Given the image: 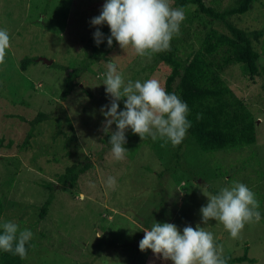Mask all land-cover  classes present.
Returning a JSON list of instances; mask_svg holds the SVG:
<instances>
[{
  "label": "rangeland",
  "instance_id": "374dc122",
  "mask_svg": "<svg viewBox=\"0 0 264 264\" xmlns=\"http://www.w3.org/2000/svg\"><path fill=\"white\" fill-rule=\"evenodd\" d=\"M234 1L203 3L220 11ZM105 2L0 0V29L10 36L5 63L0 64V226L14 221L20 229L33 232L30 241L35 248L31 247L22 264H171L151 250H139L144 233L129 217L147 228L152 219L172 223L181 232L185 226L200 224L213 233L216 245L223 246V257L241 256L245 248L252 264H264V215L259 223H247L232 238L219 221L202 224L200 214L207 204L205 195L210 193L207 188L218 193L233 181L246 184L255 193L258 210L264 212V35L251 40L257 68L253 76L237 59L236 51L224 45L212 56L216 72L255 120L252 145L203 153L187 136L178 145L160 138L136 145L138 140L127 129L124 147L129 153L117 161L111 146L105 145L110 137L102 131L100 109L112 99L103 85L104 62L113 58L125 83L154 78L163 86L169 70L151 57L136 55L131 46L122 49L115 42L103 59L76 78L73 91L60 98L67 72L91 55L97 27L104 39L110 35L107 24H90ZM170 4L183 7L186 17L170 42L179 60L186 61L198 51L208 30L226 33L220 24L198 15L197 5L181 6L172 0ZM230 21L245 33H264V0ZM24 57L34 62L21 69ZM124 102H118V112L124 110ZM37 113L46 117L30 126L28 122ZM115 130L113 124L110 131ZM85 161L90 166L74 188L54 180L65 167ZM109 176L115 178V187L107 186ZM79 194L85 196L83 201L77 198ZM49 196L46 212L40 217Z\"/></svg>",
  "mask_w": 264,
  "mask_h": 264
},
{
  "label": "clouds",
  "instance_id": "9594fccd",
  "mask_svg": "<svg viewBox=\"0 0 264 264\" xmlns=\"http://www.w3.org/2000/svg\"><path fill=\"white\" fill-rule=\"evenodd\" d=\"M184 8L171 7L170 0H106L100 14L91 19L93 27L107 24L110 36L107 45L115 40L123 49L131 46L140 57H150L154 53L170 50V42L178 35L180 24L185 20ZM97 46L104 40L97 27L93 34ZM10 47V36L6 29H0V64L5 63L6 50ZM110 58L105 63L104 74L106 94L111 96L110 105L101 107L104 116L102 131L109 135L112 157L119 161L126 158L129 151L125 132L131 129L140 140L150 137L164 139L174 145L186 137L191 122L187 119L188 105L176 93H168L154 78L143 82L125 80ZM124 100V110L118 112L119 101ZM201 117L198 115L197 119ZM115 124V131H110ZM108 187H115L116 180L109 176ZM94 187V185H92ZM207 204L200 214L202 224L210 220L219 221L232 238H237L247 223H259L260 205L255 193L244 183L233 181L217 194L206 193ZM85 199L83 194L77 197ZM132 224L144 233L139 242V250H151L155 257L171 264H227L222 256V245H216L213 233L200 224L185 226L182 232L172 223H160L152 219L150 228L129 217ZM0 250L11 252L20 259L27 258L26 245L33 238L30 229H20L14 221L2 224ZM35 248V245H31Z\"/></svg>",
  "mask_w": 264,
  "mask_h": 264
},
{
  "label": "trees",
  "instance_id": "16d2710c",
  "mask_svg": "<svg viewBox=\"0 0 264 264\" xmlns=\"http://www.w3.org/2000/svg\"><path fill=\"white\" fill-rule=\"evenodd\" d=\"M172 1L181 6L187 5V3L197 5L198 15L220 24L226 32L219 34L214 29L208 30L199 44L198 51L194 52L186 61L179 60L175 56L174 49L154 53L150 56L154 62H160L168 67L169 72L163 81V87L166 91L176 93L188 105L189 114L187 119L191 122V127L188 129L186 136L203 153L239 149L252 145L255 142V120L241 101L233 95L221 75L216 72L217 66L213 64L212 56L224 45V47L236 51L237 59L243 62L251 76L257 73L251 40L257 39L264 33L261 31L245 33L233 25L230 18L245 14L250 10L252 4L258 0H235L231 6H227L220 11L206 6L203 0ZM115 42L113 40L111 47L107 45V39H104L99 46L95 43L92 46L91 55L81 62L79 67L67 72L64 88L60 95L61 99H65L77 86L76 78L92 63L103 59L105 54L112 50ZM33 62L34 59L24 57L20 61V68L24 69ZM198 115L201 117L200 119H197ZM44 117H46L45 114L37 113L36 117L28 124L30 126L36 125L43 121ZM27 136H29V133ZM132 137L136 141L138 140L136 145L150 138L140 140V137L136 134H132ZM131 143L133 142L131 141ZM105 145L111 146L108 143ZM157 150H160V148ZM173 157L175 161L178 160L176 153H173ZM89 166L90 163L87 161L70 165L65 167L61 174L55 175L54 180L62 186L74 188L79 177L88 170ZM173 168L171 167L169 170L172 171ZM48 186H50L49 183ZM207 190L212 194H217L209 188ZM49 201L50 196L41 207L40 217L44 216ZM2 212L3 206L0 202V218ZM262 215H264V212H261ZM2 233L3 229L0 226V234ZM26 249L28 254L31 249V241L26 245ZM245 250L244 248L243 254L238 257L225 256L227 264L254 263L252 259L247 258ZM23 261L24 259H20L11 252L0 250V264H22Z\"/></svg>",
  "mask_w": 264,
  "mask_h": 264
},
{
  "label": "water",
  "instance_id": "95a60500",
  "mask_svg": "<svg viewBox=\"0 0 264 264\" xmlns=\"http://www.w3.org/2000/svg\"><path fill=\"white\" fill-rule=\"evenodd\" d=\"M42 62H44V63H46V64H50V61H46V60H44V59H42V58H39Z\"/></svg>",
  "mask_w": 264,
  "mask_h": 264
}]
</instances>
